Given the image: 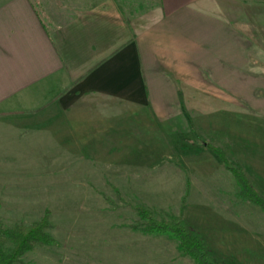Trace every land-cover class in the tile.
<instances>
[{"label": "crops", "instance_id": "obj_1", "mask_svg": "<svg viewBox=\"0 0 264 264\" xmlns=\"http://www.w3.org/2000/svg\"><path fill=\"white\" fill-rule=\"evenodd\" d=\"M56 1L0 0V178L63 174L143 122L264 115V0H147L138 24Z\"/></svg>", "mask_w": 264, "mask_h": 264}, {"label": "rangeland", "instance_id": "obj_2", "mask_svg": "<svg viewBox=\"0 0 264 264\" xmlns=\"http://www.w3.org/2000/svg\"><path fill=\"white\" fill-rule=\"evenodd\" d=\"M33 1L42 13L59 4ZM95 2L112 3L87 5ZM114 3L129 22L145 20L147 0ZM229 118L227 128L143 122L114 154L92 151L63 174L0 178V221L12 227L46 216L56 241L19 264H193L172 241L131 230L139 207L157 219L181 217L216 264H264V213L238 199L234 179L205 146L221 149L264 196V115Z\"/></svg>", "mask_w": 264, "mask_h": 264}, {"label": "trees", "instance_id": "obj_3", "mask_svg": "<svg viewBox=\"0 0 264 264\" xmlns=\"http://www.w3.org/2000/svg\"><path fill=\"white\" fill-rule=\"evenodd\" d=\"M230 173L238 189L237 197L264 213V196L251 185L242 169L235 168L227 155L219 148L206 144ZM137 221L131 227L134 233L148 237L166 238L175 245L179 257L189 259L193 264H216L203 241L188 228L179 216L157 219L145 208H136ZM50 224L45 216L30 224L6 227L0 221V264H19L21 258L38 247H53L56 241L49 233Z\"/></svg>", "mask_w": 264, "mask_h": 264}]
</instances>
